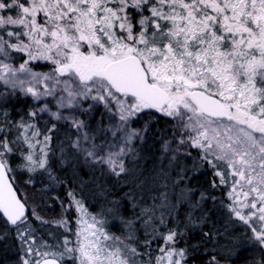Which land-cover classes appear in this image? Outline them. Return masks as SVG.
Returning <instances> with one entry per match:
<instances>
[{
    "label": "snow or ice",
    "instance_id": "1",
    "mask_svg": "<svg viewBox=\"0 0 264 264\" xmlns=\"http://www.w3.org/2000/svg\"><path fill=\"white\" fill-rule=\"evenodd\" d=\"M0 264H264V0H0Z\"/></svg>",
    "mask_w": 264,
    "mask_h": 264
}]
</instances>
